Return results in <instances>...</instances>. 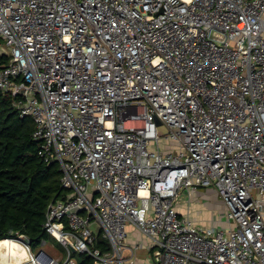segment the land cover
<instances>
[{
  "label": "built area",
  "instance_id": "1",
  "mask_svg": "<svg viewBox=\"0 0 264 264\" xmlns=\"http://www.w3.org/2000/svg\"><path fill=\"white\" fill-rule=\"evenodd\" d=\"M0 48L65 188L43 225L65 256L18 234L27 264H125L128 225L154 264H264V0H0ZM200 187L227 230L179 209Z\"/></svg>",
  "mask_w": 264,
  "mask_h": 264
},
{
  "label": "trees",
  "instance_id": "2",
  "mask_svg": "<svg viewBox=\"0 0 264 264\" xmlns=\"http://www.w3.org/2000/svg\"><path fill=\"white\" fill-rule=\"evenodd\" d=\"M9 56L0 55V67ZM35 122L21 117L11 95L0 94V240L25 234L33 249L49 237L43 228L50 201L63 197L62 171L57 162L47 164L38 154ZM97 246L107 249L99 235ZM80 264H94L87 253L74 252Z\"/></svg>",
  "mask_w": 264,
  "mask_h": 264
},
{
  "label": "crops",
  "instance_id": "3",
  "mask_svg": "<svg viewBox=\"0 0 264 264\" xmlns=\"http://www.w3.org/2000/svg\"><path fill=\"white\" fill-rule=\"evenodd\" d=\"M197 191L193 193L190 201L182 200V202L179 205V209L182 212L189 214L191 218L194 221H196L200 226H207V222L206 223L203 222L202 218L200 217V214H201V212L199 211L200 208L199 206H197L199 202L198 198L200 196L198 197ZM223 212H222V215H223ZM127 232H128L127 238L124 241L125 248L123 249L124 263L125 264H154L153 258H152V249L150 247V242L147 239V237L143 235L133 225L127 226ZM52 239L55 240L53 237ZM136 244H141V245L138 246V248L136 249L135 248ZM57 256L64 257L65 255H57Z\"/></svg>",
  "mask_w": 264,
  "mask_h": 264
},
{
  "label": "rangeland",
  "instance_id": "4",
  "mask_svg": "<svg viewBox=\"0 0 264 264\" xmlns=\"http://www.w3.org/2000/svg\"><path fill=\"white\" fill-rule=\"evenodd\" d=\"M162 130L167 132L168 128L164 126ZM197 194L198 197L200 196L197 206L200 208L199 211L201 212L200 217L202 221L207 222V226H216L227 230L229 228L228 219L225 215H222L225 205L215 189L212 187H200ZM49 241L50 243L47 246L49 252L55 255H65V250L59 243L52 238H49ZM9 258L10 256L7 252L0 253V261H4L3 259L9 260ZM12 264L16 263L14 262ZM23 264H27V262Z\"/></svg>",
  "mask_w": 264,
  "mask_h": 264
},
{
  "label": "bare ground",
  "instance_id": "5",
  "mask_svg": "<svg viewBox=\"0 0 264 264\" xmlns=\"http://www.w3.org/2000/svg\"><path fill=\"white\" fill-rule=\"evenodd\" d=\"M5 252L9 254L10 258L9 260L3 259L4 261H0V264H12L14 262L16 264H23L27 260V253L24 246L16 240H11L10 238L0 240V253Z\"/></svg>",
  "mask_w": 264,
  "mask_h": 264
},
{
  "label": "water",
  "instance_id": "6",
  "mask_svg": "<svg viewBox=\"0 0 264 264\" xmlns=\"http://www.w3.org/2000/svg\"><path fill=\"white\" fill-rule=\"evenodd\" d=\"M7 54H8V51H7L6 49H4V48H0V55H7ZM158 124H161V122L159 121ZM74 210H75V211H79L80 208H75ZM91 227H92V229L94 230L95 234H96L97 236H99L100 233H101V226H100V224L97 223V222H95V223H93V224L91 225Z\"/></svg>",
  "mask_w": 264,
  "mask_h": 264
}]
</instances>
